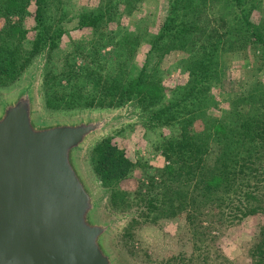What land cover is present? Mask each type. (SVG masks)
I'll return each instance as SVG.
<instances>
[{
  "label": "rangeland",
  "instance_id": "rangeland-1",
  "mask_svg": "<svg viewBox=\"0 0 264 264\" xmlns=\"http://www.w3.org/2000/svg\"><path fill=\"white\" fill-rule=\"evenodd\" d=\"M33 2L34 0H28L22 15L11 16L13 22L20 21L24 31L22 44L27 50L31 49L36 33ZM239 2H194L200 9L196 29L201 27L202 39L210 36L205 35V29L206 33H213V41H223L216 52L212 65L214 73L211 70L201 112L194 108L195 121L159 126L156 124L160 122L149 119V113L154 108L171 102L185 92L184 87L191 72L190 65L184 59L186 56L182 58L179 52L171 50L173 44H169V38L167 42L163 38L161 46L155 45L149 53V42L158 35L167 16L168 0H49L45 13L46 22L54 30L61 31L58 49L51 56L44 49L31 58L15 82L0 86L1 102L28 82H33L37 116L41 122L99 114L116 117L113 127L91 138L78 158L99 197V216L115 222L109 244L122 264H256L259 260L255 248L258 243H262L259 240L264 237L259 235L264 229V211L219 224L212 217L215 212L213 209L210 214L202 217V223L196 228L188 223L183 212L145 215L139 196L137 197L140 191L144 192L149 188L152 178H158L163 168L175 167V159H165L162 153L163 138L178 137L183 131L196 134L205 128L213 132L219 131L221 122H239L232 118H246L257 113L253 104L249 105L246 100L237 102L239 97H245L252 89L258 90L254 92L255 95L264 96V56L260 53L259 46L250 43V37L243 28L242 14L244 10L252 22L264 26V0ZM108 8L110 9L107 11ZM99 11H106V16L96 28L79 25L82 14L90 15ZM6 26L4 17L0 15V29ZM122 30L140 33V43L135 50L133 64L135 73L143 67L147 68L142 95L146 96V101L141 104L127 101L105 108L68 109L63 105L48 108L43 89V76L48 60L56 68H60L65 55L71 52L72 56L67 58L69 64L84 66L87 61H93L96 53L103 62L106 61L105 70L111 71L115 67L117 55L123 53V48H113L114 45L109 44V32ZM220 35H224L222 39H218ZM83 55H87V58L83 59ZM109 59H112L111 66L107 63ZM255 98L248 101H256ZM189 116L186 114L185 118L188 119ZM107 138L132 163L127 176L115 185L114 205L110 191L101 185L94 173L91 159L92 149ZM261 201H264V195L249 198V203L253 206Z\"/></svg>",
  "mask_w": 264,
  "mask_h": 264
},
{
  "label": "trees",
  "instance_id": "trees-1",
  "mask_svg": "<svg viewBox=\"0 0 264 264\" xmlns=\"http://www.w3.org/2000/svg\"><path fill=\"white\" fill-rule=\"evenodd\" d=\"M194 2L168 0L167 16L158 35L149 42L150 53L155 45L161 46L163 38L166 42L169 38V44H173L171 50L179 52L182 58L186 56L184 59L191 71L184 87L185 92L167 104L158 105L149 113V119L160 122L156 124L159 126L195 121L194 108L201 110L211 70L214 73L212 65L216 52L223 43L213 41V33H206L205 29V35L210 36L202 39L201 27L196 29L200 9ZM33 3L36 33L31 49L27 50L22 44L24 31L20 21L13 22L11 16L22 15L28 0H0V15L7 23L4 29H0V86L15 82L31 58L44 49L48 50L50 56L58 49L61 31L54 30L46 22L49 0H34ZM105 12L86 16L82 14L79 25L96 28L105 18ZM242 20L250 43L259 46L264 56V26L252 22L244 10ZM109 35V44H113V48H123V53L117 55L115 67L111 71L105 70L106 61L103 62L96 53L93 61H87L84 66L69 64L67 58L72 56L71 52L65 55L60 68L48 60L43 76L45 105L48 108H58L60 105L68 109L105 108L127 101L140 104L146 101V96L142 95L147 68L143 67L135 73L133 64L140 33L122 30L110 31ZM223 36H218V39ZM82 58L86 59L87 55ZM107 63L111 66L112 59ZM256 91L252 89L237 101L246 100L249 105L253 104L257 109L253 116L240 119L231 117L239 122H221L219 131H209L208 128L196 134L183 131L178 137L162 139L161 149L165 159L173 158L176 163L174 168H163L156 180L152 178L149 188L137 194L145 215L183 212L188 223L198 228V224L203 221L202 217L210 214L213 209L215 212L212 217L219 224L264 211V201L255 206L249 203L250 197L264 195V96L255 95ZM250 98L256 101H248ZM186 114L190 115L188 119L185 118ZM91 159L93 171L101 185L110 191L114 205L115 185L127 176L132 163L108 138L92 149ZM261 231L260 237L264 236V229ZM259 242L262 243H258L255 248L259 256L256 264H264V237Z\"/></svg>",
  "mask_w": 264,
  "mask_h": 264
},
{
  "label": "water",
  "instance_id": "water-1",
  "mask_svg": "<svg viewBox=\"0 0 264 264\" xmlns=\"http://www.w3.org/2000/svg\"><path fill=\"white\" fill-rule=\"evenodd\" d=\"M115 121L41 122L33 82L0 102V264H122L78 158Z\"/></svg>",
  "mask_w": 264,
  "mask_h": 264
}]
</instances>
